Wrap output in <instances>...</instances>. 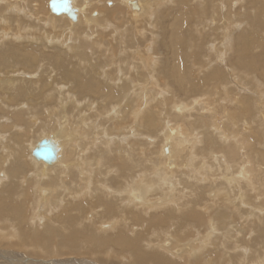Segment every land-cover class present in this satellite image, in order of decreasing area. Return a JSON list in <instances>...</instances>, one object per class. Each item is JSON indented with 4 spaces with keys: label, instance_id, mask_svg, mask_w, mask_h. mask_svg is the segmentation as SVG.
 <instances>
[{
    "label": "bare ground",
    "instance_id": "6f19581e",
    "mask_svg": "<svg viewBox=\"0 0 264 264\" xmlns=\"http://www.w3.org/2000/svg\"><path fill=\"white\" fill-rule=\"evenodd\" d=\"M50 1L0 0V264H264V0Z\"/></svg>",
    "mask_w": 264,
    "mask_h": 264
},
{
    "label": "water",
    "instance_id": "95a60500",
    "mask_svg": "<svg viewBox=\"0 0 264 264\" xmlns=\"http://www.w3.org/2000/svg\"><path fill=\"white\" fill-rule=\"evenodd\" d=\"M66 5H67V0H51L48 6L53 12L61 13L64 11ZM52 154H53V151L45 143L41 145L40 150L34 152V155L36 157L46 160V161L50 159Z\"/></svg>",
    "mask_w": 264,
    "mask_h": 264
},
{
    "label": "rangeland",
    "instance_id": "374dc122",
    "mask_svg": "<svg viewBox=\"0 0 264 264\" xmlns=\"http://www.w3.org/2000/svg\"><path fill=\"white\" fill-rule=\"evenodd\" d=\"M243 6H244V8H246L248 5H246V7H245V5H243ZM248 8H249V6H248L246 9H244V10H245V11H246V10L249 11L250 8H249V9H248ZM50 11H51V10H50ZM95 12H98V11H95ZM47 14L50 15L49 12H48V9H47ZM90 17H91V16H90ZM66 21H67V20H66ZM196 49H197V48H196ZM196 49H194V50H196ZM162 57H163V55H162ZM178 96L181 97V95H178ZM45 133H48V132H45ZM44 135H46V134H44ZM34 162H35V161H34ZM35 163H36V162H35ZM37 164H38V163H37ZM38 165L41 167L40 164H38ZM41 168H42V167H41ZM165 168H166V167H165ZM166 169H168V168H166ZM168 170H169V169H168ZM22 252H23V251H22ZM23 253H24V252H23ZM21 254H22V253H21ZM24 254H25V253H24ZM15 255H16V254L11 255L12 257H11V256H8V255H6V256H8V258H10V259L13 258L12 260H15V259L21 258L20 255H19V256H17V255L15 256ZM169 255H170V254H169ZM25 256H26V255H25ZM172 256H174V257H178V256H175V255L171 254V257H172ZM87 258H89V257H87ZM87 258H86V259H87ZM86 259H85V260H86ZM69 261H70V259H69ZM87 261L94 262V261H93L92 259H90V258L87 259ZM51 262H52V261H46V262H42V264H43V263H44V264H51ZM52 263H53V262H52ZM53 264H54V263H53Z\"/></svg>",
    "mask_w": 264,
    "mask_h": 264
}]
</instances>
